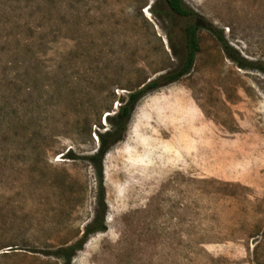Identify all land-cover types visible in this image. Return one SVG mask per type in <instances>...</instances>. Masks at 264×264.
Segmentation results:
<instances>
[{
    "label": "rangeland",
    "instance_id": "1",
    "mask_svg": "<svg viewBox=\"0 0 264 264\" xmlns=\"http://www.w3.org/2000/svg\"><path fill=\"white\" fill-rule=\"evenodd\" d=\"M184 2L264 63V0ZM193 21L163 0H0V264H64L51 251L95 211L94 130L177 65ZM197 37L189 72L142 96L104 154L106 229L70 264H264V72Z\"/></svg>",
    "mask_w": 264,
    "mask_h": 264
},
{
    "label": "trees",
    "instance_id": "2",
    "mask_svg": "<svg viewBox=\"0 0 264 264\" xmlns=\"http://www.w3.org/2000/svg\"><path fill=\"white\" fill-rule=\"evenodd\" d=\"M163 1L175 14L191 17L194 21L186 24L183 28V42L180 51L170 44L173 56L178 59L177 65L173 69L167 70L152 78H146L136 88L129 89L126 94L118 96L117 101L119 104L117 105V109L111 115H106L105 117L107 118L109 126L103 131L100 129L94 130L99 143L92 153L83 155L82 158L86 159L94 166L96 173L97 189L95 194V211L90 221L84 225V231L79 239L69 245L56 247L51 251V254L61 258L64 261V264H70L72 256L76 250L83 246L90 234L104 231L106 229L105 219L107 204L102 172V159L104 154L115 142L122 138L131 114L138 100L142 96L161 86L177 81L180 77L189 72L193 64L194 56L199 50L197 37L198 28L202 27L209 30L218 39L227 56L236 61L240 67L256 69L264 72V63L262 61L248 60L243 56L234 55L233 49L226 40L222 29H218L209 23L202 15L187 5L184 0ZM64 155L67 158H76L70 149H68Z\"/></svg>",
    "mask_w": 264,
    "mask_h": 264
}]
</instances>
